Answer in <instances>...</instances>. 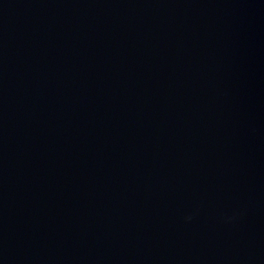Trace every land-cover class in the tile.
I'll use <instances>...</instances> for the list:
<instances>
[{"label":"water","instance_id":"95a60500","mask_svg":"<svg viewBox=\"0 0 264 264\" xmlns=\"http://www.w3.org/2000/svg\"><path fill=\"white\" fill-rule=\"evenodd\" d=\"M0 264H264V0H0Z\"/></svg>","mask_w":264,"mask_h":264}]
</instances>
